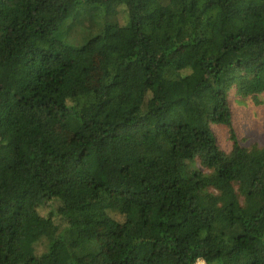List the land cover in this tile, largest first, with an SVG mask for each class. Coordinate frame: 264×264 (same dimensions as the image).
<instances>
[{"label":"trees","instance_id":"16d2710c","mask_svg":"<svg viewBox=\"0 0 264 264\" xmlns=\"http://www.w3.org/2000/svg\"><path fill=\"white\" fill-rule=\"evenodd\" d=\"M232 91L264 93V0H0V264H264Z\"/></svg>","mask_w":264,"mask_h":264},{"label":"rangeland","instance_id":"374dc122","mask_svg":"<svg viewBox=\"0 0 264 264\" xmlns=\"http://www.w3.org/2000/svg\"><path fill=\"white\" fill-rule=\"evenodd\" d=\"M95 69L98 73V65ZM230 105L233 116V127L241 145L249 147L257 143L260 146H264V93L260 95L259 103H257L251 98L241 101L240 97L235 94V91H232L230 93ZM211 128L216 136L219 147L224 151H230L232 141L228 127L212 124ZM47 208V206L40 208V211L44 213Z\"/></svg>","mask_w":264,"mask_h":264},{"label":"clouds","instance_id":"9594fccd","mask_svg":"<svg viewBox=\"0 0 264 264\" xmlns=\"http://www.w3.org/2000/svg\"><path fill=\"white\" fill-rule=\"evenodd\" d=\"M198 264H204V262L203 261H199Z\"/></svg>","mask_w":264,"mask_h":264}]
</instances>
